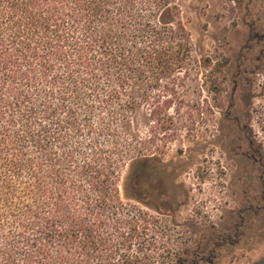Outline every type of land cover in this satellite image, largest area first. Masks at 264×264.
<instances>
[{"label": "trees", "instance_id": "obj_1", "mask_svg": "<svg viewBox=\"0 0 264 264\" xmlns=\"http://www.w3.org/2000/svg\"><path fill=\"white\" fill-rule=\"evenodd\" d=\"M192 63L202 66L175 0H0V264H108L120 192L142 202L160 169L169 177L140 110L167 117L175 85L160 81L185 79ZM248 149L264 182V151Z\"/></svg>", "mask_w": 264, "mask_h": 264}, {"label": "rangeland", "instance_id": "obj_2", "mask_svg": "<svg viewBox=\"0 0 264 264\" xmlns=\"http://www.w3.org/2000/svg\"><path fill=\"white\" fill-rule=\"evenodd\" d=\"M175 2L202 66L192 63L185 79L160 81L175 85L162 97L174 101L169 120L149 105L140 110L137 129L162 153L169 177L160 169L154 196L146 191L142 202L120 192L108 238L121 246L108 248V264L149 256L156 264H264V182L248 149L260 143L264 151V60L257 51L264 48V0ZM240 54L244 71L236 70ZM220 235L228 240L216 247Z\"/></svg>", "mask_w": 264, "mask_h": 264}]
</instances>
